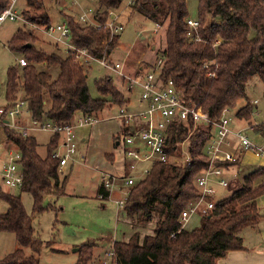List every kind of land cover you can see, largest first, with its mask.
<instances>
[{"label": "trees", "instance_id": "1", "mask_svg": "<svg viewBox=\"0 0 264 264\" xmlns=\"http://www.w3.org/2000/svg\"><path fill=\"white\" fill-rule=\"evenodd\" d=\"M124 1L97 0L99 8L91 23L65 15L64 22L70 31L68 42L85 49L94 58L111 62L110 55L120 35H111L105 26L110 13L122 7L124 15L140 14L164 28L163 48L147 46L155 55L154 61L158 58L163 61L161 81L172 80L184 100L201 107L211 120H219L227 109L236 120L250 123L256 101L251 102L247 96L249 81L257 77L264 85V0H197V40L187 36L186 0H130L129 3L126 0L123 5ZM8 4V0H0V12ZM25 4L21 16L26 21L44 28L50 26L44 0H25ZM37 41L32 30L20 28L7 42L8 49L25 59L26 65L17 62L7 68L6 102L0 108L26 102L31 119L61 125L71 124L77 114L97 116L108 103L122 108L124 96L110 77L96 80L101 98H92L87 85L89 66L74 64L67 53L60 56L57 45H52L56 50L52 53L37 49ZM38 65L47 70L57 67L56 77L40 70ZM123 128L127 134L128 129ZM211 128L208 124L195 125L191 119H176L169 125L166 152L171 159L181 157V147L187 142L190 162H155L149 173L128 189L123 215L132 230H137L128 239L113 243L112 264H216L228 252L244 249L241 232L262 219L258 199L264 195V166L245 174L241 187L219 198L213 209L200 217L197 227L185 230L179 222L188 204L201 196L195 183L210 165L206 146ZM249 128L264 139V121ZM0 129L6 142L21 153L24 181L19 190L30 194L34 214L43 212L44 198L63 194L67 181L66 177L60 180L58 160L52 157L60 135L51 134L45 155L40 156L33 135L22 137L3 123L2 117ZM97 195L101 199L109 197L103 183ZM0 199L8 205L6 212L0 214V232L13 233L18 244L0 264L37 263V257L23 253L29 247L38 255L41 242L34 236L32 218L26 214L20 197L0 192ZM147 225L152 226L150 232L141 235L140 230ZM91 249L92 245L80 247L75 264H89Z\"/></svg>", "mask_w": 264, "mask_h": 264}, {"label": "rangeland", "instance_id": "2", "mask_svg": "<svg viewBox=\"0 0 264 264\" xmlns=\"http://www.w3.org/2000/svg\"><path fill=\"white\" fill-rule=\"evenodd\" d=\"M11 2V0H10ZM126 0L123 5L126 4ZM189 18L196 19L197 16V0H186ZM44 10L50 19V24L55 27L61 24L62 16L61 11H64L72 15H84L90 17L99 8L97 0H44ZM91 8L89 13L87 10ZM92 8L94 11L92 12ZM26 9L25 0H16L13 5V11L21 17L23 11ZM122 7L113 11L120 12ZM112 18V16H111ZM122 24L123 30L119 34V41L116 48L111 53V60L114 63L126 62V60L133 61L134 67L137 68L139 63H147L154 61L155 55L147 49L148 45H155L157 49L163 48L164 28L159 29L155 33L156 26L140 14L124 15L118 19ZM90 22V19H88ZM25 28L31 29L37 38L35 47L41 49L46 53H52L56 50L53 49L52 44L49 42V38L42 34L41 30L33 29L28 25H23L20 20L5 21L0 25V107L5 105V82L6 72L10 65L17 63L20 56L12 53L8 47L7 42L12 38L17 29ZM58 51L60 56H64L65 52L62 48ZM142 56V61L138 62ZM135 59V60H134ZM149 62V63H148ZM131 66V65H130ZM129 71L125 67L127 73ZM38 68L43 71H48L55 78L58 73V68L54 67L47 70L44 66L38 65ZM87 85L89 93L92 98H101L99 96L95 82L100 78L106 76L110 77L116 87L124 96L125 104L122 106L126 112H136L142 109V105L139 103V91L133 89L131 93H128L127 85L121 82L119 76L112 71L105 69L99 63L92 62L89 65ZM247 96L251 102L256 101V109L250 123L243 122L238 124L237 127L235 118L231 115L230 128L232 130H244V134L255 144L264 146V139L257 135H254L249 126L251 124H257L264 121V85L257 78L253 77L248 84L246 90ZM129 101V104L127 102ZM242 104V102L240 103ZM120 107L108 103L104 109L97 115L99 123L106 121L108 117L115 118L119 112ZM23 117L27 118L25 126L29 125L27 103L22 108ZM117 120H114V122ZM249 125V126H248ZM123 124L119 123L118 130L115 136L118 134V139L113 145L121 144V130H123ZM91 127L86 126L82 128H76L75 130V142H76V154L74 155L75 162L72 164L69 162L62 169L60 174V180L64 177L67 178L64 186L63 194L50 195L44 198L42 207L45 209L41 213H33L32 198L29 193L21 192L18 188H9L5 186L1 181L0 176V192L12 193L15 196H19L23 205V208L28 216L32 218V228L34 236L41 242L38 255H34L29 247L25 248L23 253L25 256H35L38 258L35 264H75L79 251L78 249L83 245H92V259L89 264H112V259L108 256V253L112 251V245L115 241H124L129 238L133 231L137 230L130 226L128 220L123 215L122 206L119 205V201L125 199L124 192L128 189L120 191L117 187L110 189V196L106 199H101L96 194L97 188L102 184L104 175L101 171H97L104 166L102 158L98 156V150L104 146L103 140L99 135H93L89 142H82V134L88 131ZM38 143L37 152L40 156L45 155V146L50 138V133L36 130L31 133ZM103 138V137H102ZM89 146V156L87 160H81L80 156L85 154L86 148ZM121 146V145H120ZM119 146V147H120ZM187 149V142L183 144L184 154L178 157V160L182 162L185 159ZM14 147L7 143L0 129V155L8 154L12 152ZM122 150V147H121ZM1 156L0 158H2ZM247 158V157H245ZM241 164L242 171L235 172V167L229 170L227 179L229 186L225 189L224 193L219 198L229 196L234 191L238 190L243 182V176L253 170L262 163L259 161L248 162L245 160ZM108 163V162H107ZM143 164L146 169L150 168V163H138ZM108 166H111L108 163ZM107 166V167H108ZM135 170L131 172L132 176L139 180L143 178V175H138ZM193 204V214L189 216V221L193 222L194 227L198 226L200 216L205 210L204 203L195 201ZM195 204V205H194ZM258 206L262 219L252 229L250 227L245 228L241 232V236L247 237V233L251 236L247 243L256 240L259 234L264 236V195L258 199ZM8 205L6 202L0 199V214L5 213ZM188 207V206H187ZM188 226V225H187ZM152 226L147 225L145 229H141V235L150 232ZM192 228V227H190ZM139 230V229H138ZM17 242L15 235L10 232H0V261L7 255L13 253L17 248Z\"/></svg>", "mask_w": 264, "mask_h": 264}, {"label": "built area", "instance_id": "3", "mask_svg": "<svg viewBox=\"0 0 264 264\" xmlns=\"http://www.w3.org/2000/svg\"><path fill=\"white\" fill-rule=\"evenodd\" d=\"M95 1V0H90ZM15 0L9 1L8 6L0 12V25L9 20H20L29 24L33 29L41 30L46 37L54 43L63 47L65 52L72 57L74 64H84L89 66L92 62L99 63L105 69L112 71L120 79L126 83L128 90L137 89L139 91V102L143 106L142 109L136 112H126L119 109L117 118L120 119L124 126L128 129V133H121V140L119 145L123 148V154L128 161L129 171L135 170L138 163L148 162L151 164L155 162L166 163L172 161L176 164L181 163L178 157H171L165 150V139L169 125L176 119L188 121L191 119L195 125H210L211 138L206 146V154L210 158V165L207 169L196 178V187L201 196L195 201L204 203L205 210L202 215L208 214L216 202L219 200L218 188L226 189L228 187V180L225 177V164H235L239 157L230 151L234 142L240 148L241 157H250L254 161H259L264 166V146L255 145L242 130H232L231 113L225 109L219 120L214 121L204 112L201 107L187 103L182 92L177 89L172 80L163 82L160 79L161 68L163 61L161 58L147 64L139 63L136 70L132 73L125 71L126 63L108 62L103 59L94 58L85 49L76 47L68 42L69 28L65 22L52 27L44 28L42 26L34 25L26 21L23 17L18 16L13 11ZM128 0L127 3H129ZM112 16V18H111ZM81 22L91 23L88 21L87 15H80ZM189 32L188 37L192 40H197L198 22L190 18L186 21ZM105 26L110 30L111 35H119L123 30L122 24L116 22L114 13H110L109 22ZM100 29L101 25L98 24ZM160 26L156 25L155 33L158 32ZM20 66L26 65V60L19 58ZM25 102H18L8 109L0 108V117L11 129L17 130L22 137L31 135L32 132L39 130L50 134H59L61 139L58 143L56 151L52 157L58 160V171L62 173L70 161H72L76 154L75 130L93 125L98 122L95 115H81L77 114L73 122L67 125L57 124L51 121L38 122L31 119L29 113V125H20V117L22 115V108ZM29 112V111H28ZM251 130V128H249ZM184 154L183 146L181 147V155ZM183 163H189L190 158L187 153ZM149 169H145L143 177L149 173ZM0 176L2 183L9 188H20L23 185L24 174L21 164V153L18 150H13L0 159ZM123 186L129 189L136 181L132 175L123 178ZM112 187H120L119 184L114 183V179L108 178L103 182V188L110 191ZM125 192V196L127 195ZM123 201H119V205L123 206ZM194 204V205H195ZM192 202L188 204L186 210L181 213L179 222L182 227L189 216L193 214ZM108 256L113 258V251L108 253ZM101 264H106L102 262Z\"/></svg>", "mask_w": 264, "mask_h": 264}, {"label": "crops", "instance_id": "4", "mask_svg": "<svg viewBox=\"0 0 264 264\" xmlns=\"http://www.w3.org/2000/svg\"><path fill=\"white\" fill-rule=\"evenodd\" d=\"M8 1H10V0H8ZM90 9L91 8L89 7V9L87 10L89 13L91 12ZM93 11H94V8H92V12ZM116 13L117 14H115L114 16H116V21L118 22L119 21L118 19H120L121 17H123L124 16V13H122V11H120L119 13L118 12H116ZM60 14L62 16V21L63 22H64V16L65 15H72V14H68V13H66L64 11H61ZM94 14L91 15L90 17H87V18L90 19V21H92L94 19ZM79 16L80 15L77 14L74 17L76 19H78ZM49 21H50V19H49ZM21 22L23 23L24 26L25 25H28L29 27H31L29 24H26L23 21H21ZM50 26H51V24H50ZM23 29H25V28H23ZM29 30H31V29H29ZM49 42L52 45H57L56 43H54L50 39H49ZM57 46L60 47L59 45H57ZM60 48H62V47H60ZM63 50H64V48H63ZM64 52H65V50H64ZM65 54H66V52H65ZM110 58H111V55H110ZM142 60L143 59H142V56H141V58H140V60H138V62H144ZM111 62H112V60H111ZM132 62L133 61H129V60H126V62H125L126 63V67H127V69L129 71L133 70L132 67H134V65H133L134 62L133 63ZM121 82L122 83H125L122 80H121ZM127 90H128V87H127ZM131 92H132V90L129 91L128 93H131ZM127 104H129V101L127 102ZM27 110H28V108H27ZM29 117L30 116L28 115V120H29ZM26 119L27 118L21 116L20 117V120H19L20 125L25 126L26 125L25 122L27 123V120ZM114 120H117V121L114 122ZM235 122L237 124L236 125L237 127H240L238 124L243 123V122L238 121L236 119H235ZM119 123H122L123 124V122L120 119H118L117 116H115V118H113V119H112V117H108L106 119V121H102L100 123H99V120H98L97 123H95L93 125H90L91 128L87 132L85 131L82 134L83 135L82 136V142H89L90 143L91 138H92L93 135L94 136L95 135H99V137H101V141L103 140L104 146L101 147L100 150H98V156L102 158V161L104 163V166L102 168H100L99 170H97V171H101V173H103L104 175H109V177H107V178L104 177V180H106L108 178L114 179V183L120 185V187H117V188L120 191H123L124 192V189H127V188H125L123 186V183H124L123 178L126 177V176L128 177V176H130L132 174H131V171H129V168H128V161L125 159V156L123 154V148L121 150V146L119 145V143H118L117 146L116 145H113L116 142V139H118V135L119 134L117 136H115V133L118 130ZM239 129L242 130V128H239ZM123 130H124V128H123ZM123 130H121V133L123 132ZM242 131H244V130H242ZM50 137H51V134H50ZM48 141H47V143H48ZM47 143H46V145H47ZM230 151L232 153H234L237 157H239V162L236 163V164H225V177H226V179H227V175L229 173V170L232 167H235V172L236 173H239V172L242 171L241 170L242 169L241 164H243V162H242L243 160L246 159V161L251 162V163L254 161L250 157H247V158L241 157L242 155L240 154V148L237 147V145H236L235 142H234V146H232V148L230 149ZM5 155L6 154L0 155V157L1 156L5 157ZM88 156H89V146H87L86 151H85V154H82L80 156V159L81 160H87L88 159ZM2 158H0V159H2ZM70 162L72 164L75 162L74 157H73L72 161H70ZM107 162L111 166H108V163ZM145 169L146 168L144 167V165L143 164H140V165H138L136 172H138L137 173L138 175H143V172H144ZM104 180L102 181V183L104 182ZM99 186H98V188H99ZM228 186H229V182H228ZM98 188H97V191H98ZM217 190H218L217 192H218V194L220 196L225 191V189H222V188H218ZM97 191H96V194H97ZM109 196H110V191H109ZM191 215H195V214H191ZM188 219L183 224V228L185 230H192L193 228L197 227V226L194 227L193 222H190ZM190 227H192V228H190ZM253 227H250V228L252 229ZM245 230H247V229H245ZM246 235H247V237L242 236L243 237V242H244V249L228 252L227 255L224 258L218 259L217 262H216V264H264V236H263V234H259L258 237H256V240L251 241V243L250 242L249 243L246 242L251 237L249 235V233H247Z\"/></svg>", "mask_w": 264, "mask_h": 264}, {"label": "water", "instance_id": "5", "mask_svg": "<svg viewBox=\"0 0 264 264\" xmlns=\"http://www.w3.org/2000/svg\"><path fill=\"white\" fill-rule=\"evenodd\" d=\"M29 46V45H28Z\"/></svg>", "mask_w": 264, "mask_h": 264}]
</instances>
